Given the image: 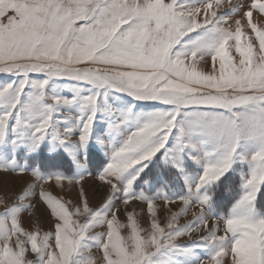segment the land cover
I'll return each mask as SVG.
<instances>
[{"label":"snow or ice","instance_id":"6c2138e0","mask_svg":"<svg viewBox=\"0 0 264 264\" xmlns=\"http://www.w3.org/2000/svg\"><path fill=\"white\" fill-rule=\"evenodd\" d=\"M0 74V264H264V0H0Z\"/></svg>","mask_w":264,"mask_h":264},{"label":"rangeland","instance_id":"374dc122","mask_svg":"<svg viewBox=\"0 0 264 264\" xmlns=\"http://www.w3.org/2000/svg\"><path fill=\"white\" fill-rule=\"evenodd\" d=\"M255 43H258V42H255ZM234 58L238 59V54H236L234 51L231 53ZM217 66H218V62H217ZM210 67H211V60L209 58V62L208 64H201V68L205 71L207 70H210ZM9 77L7 75H4V74H0V83L8 80ZM151 175V173H150ZM85 187L89 189V194L92 198V203L93 204H97L99 203L104 195H105V189L95 180H88L85 184ZM52 191L55 193V194H59V195H63L64 198L67 200V199H75V196H76V193L74 190H69L67 187H65V189L63 191H61L59 188H56L55 186H53L52 188ZM227 195V194H226ZM137 207V211H139V209L141 207H143V205H136ZM174 207H177V206H174ZM195 210V209H190L189 210V213H188V216L187 217H181V223H184L187 219H190L191 218V214H192V211ZM218 211L222 214L225 209L223 207H221L220 209H218ZM166 215V210L165 212H162L161 213V218L163 219L164 216ZM125 219L124 217V214L121 213V220L123 221ZM27 219L25 220V225L27 226ZM140 223L142 226H147V223H148V216H147V213L146 211L140 216ZM45 230H47L48 228V224L46 223L45 224ZM125 234H126V230H125ZM187 237H183L181 242H183L184 240H186Z\"/></svg>","mask_w":264,"mask_h":264}]
</instances>
